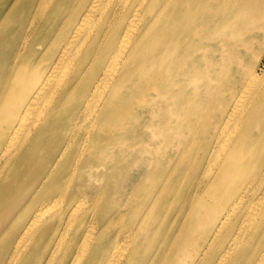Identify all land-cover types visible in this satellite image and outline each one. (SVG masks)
<instances>
[{
    "label": "bare ground",
    "instance_id": "obj_1",
    "mask_svg": "<svg viewBox=\"0 0 264 264\" xmlns=\"http://www.w3.org/2000/svg\"><path fill=\"white\" fill-rule=\"evenodd\" d=\"M156 1L0 0V264H158L161 249L147 235L163 221L167 193L182 199L174 222L184 218V174L203 160V174H193L194 217L180 221L171 238L178 241L172 263L264 264V156L250 157L264 145L263 77L249 71L245 91L207 145L208 162L200 151L185 152L182 141L150 145L153 132L148 141L133 139L142 144L133 153L119 154L117 142L104 140L108 130L124 140L116 95L149 30L177 0ZM189 1L192 12L238 8L228 0ZM256 14L228 23L243 32L256 25ZM160 39L167 48L157 67L171 69L179 41L166 33ZM165 74L155 78L157 93ZM173 198L166 209L175 207ZM199 241L200 263L193 258Z\"/></svg>",
    "mask_w": 264,
    "mask_h": 264
},
{
    "label": "rangeland",
    "instance_id": "obj_2",
    "mask_svg": "<svg viewBox=\"0 0 264 264\" xmlns=\"http://www.w3.org/2000/svg\"><path fill=\"white\" fill-rule=\"evenodd\" d=\"M251 1L228 0L227 5H237L238 8L233 11L227 8L219 11L215 8L213 12L208 10L192 12L187 6L189 0L173 2L170 11L163 12L158 22L149 30L141 46L140 55L131 62L124 88H121L119 93L116 92L113 107L115 117L116 120L119 119L118 125L122 124L121 133L127 129V134L124 140H119L118 131L112 135L111 130H108L104 134V140L108 143L117 142L119 154L125 151L133 153L134 148L142 145H135L133 139L137 137L148 141L147 132H153L156 138H151L150 145L160 146L159 141H165V146L167 144L176 146L182 141L185 152L189 151V155L191 153L195 155L200 151L206 156L207 161L211 152L207 153L209 151L207 145L211 141L214 142L231 108L245 91L243 88L250 80L249 71L256 72L257 76L264 78V0H253V3ZM163 3V0H158L155 5ZM176 3L178 10L172 11ZM203 3V0H194L193 6ZM255 12L259 20L256 25L243 27V32L235 30L228 23V20L237 18V15L245 16ZM195 13H199L198 23L191 26L188 22ZM164 33L168 34L169 38L179 41L178 58L171 69L157 67V64L163 63L160 57L167 48L160 39ZM170 61L166 59L164 62L172 63ZM163 73H166L164 85L159 87L158 93L167 97L171 107L157 98L159 94L152 88L155 78ZM144 98L149 100L150 109L144 104ZM160 107L163 108L162 113L159 111ZM263 119L261 117L259 121L263 122ZM258 147L250 153L253 162L264 156V145L260 144ZM203 164L204 160L190 168L189 175L187 171L184 174L183 204L179 209V214L184 218L177 223L174 222L175 210L182 199L175 200V192L167 193L163 221L152 226L147 235L146 239L151 240V246L157 250L161 249L160 262L167 259L173 264V253L178 241L171 238L180 227V221L185 225L186 220L194 217V210L190 213L195 205L191 197L197 188L193 174L202 175ZM243 171L244 169L238 173ZM255 178L259 180L261 175H256ZM202 192L198 191L199 194ZM261 194L262 189L259 187L255 197ZM172 197L175 207L166 209ZM142 213L143 209L139 208L132 211L130 216L139 219ZM112 225L113 222L109 225L111 234L116 232ZM196 249L199 254L193 258L200 263V256L203 253L200 241ZM204 263L206 261L202 264Z\"/></svg>",
    "mask_w": 264,
    "mask_h": 264
}]
</instances>
